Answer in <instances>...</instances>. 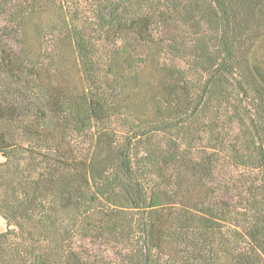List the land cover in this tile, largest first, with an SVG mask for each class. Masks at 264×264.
<instances>
[{
	"label": "trees",
	"instance_id": "1",
	"mask_svg": "<svg viewBox=\"0 0 264 264\" xmlns=\"http://www.w3.org/2000/svg\"><path fill=\"white\" fill-rule=\"evenodd\" d=\"M0 264H264V0H0Z\"/></svg>",
	"mask_w": 264,
	"mask_h": 264
},
{
	"label": "rangeland",
	"instance_id": "2",
	"mask_svg": "<svg viewBox=\"0 0 264 264\" xmlns=\"http://www.w3.org/2000/svg\"><path fill=\"white\" fill-rule=\"evenodd\" d=\"M2 161H3V159L0 156V162H2ZM4 229H5V225L3 224V221L0 219V232L4 231Z\"/></svg>",
	"mask_w": 264,
	"mask_h": 264
}]
</instances>
